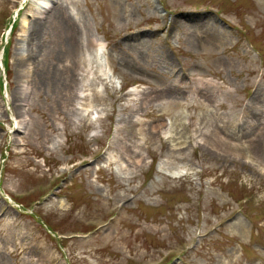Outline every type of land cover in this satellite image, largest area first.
Returning a JSON list of instances; mask_svg holds the SVG:
<instances>
[{
    "label": "rangeland",
    "instance_id": "374dc122",
    "mask_svg": "<svg viewBox=\"0 0 264 264\" xmlns=\"http://www.w3.org/2000/svg\"><path fill=\"white\" fill-rule=\"evenodd\" d=\"M46 1L0 0V264H264V0Z\"/></svg>",
    "mask_w": 264,
    "mask_h": 264
},
{
    "label": "bare ground",
    "instance_id": "6f19581e",
    "mask_svg": "<svg viewBox=\"0 0 264 264\" xmlns=\"http://www.w3.org/2000/svg\"><path fill=\"white\" fill-rule=\"evenodd\" d=\"M41 5H48L49 3L46 1V0H41ZM44 6H40V7H44ZM52 14H54L55 16H57L58 18L62 19L63 23L69 28L71 29V32H69V48H72V46L75 48V46L77 45V41H78V24L77 22L70 16V15H67L65 10L57 5L55 6L54 8H52ZM44 22H41L39 20H35L34 21V26L36 28V30H39L41 29L43 26H44ZM68 29V30H69ZM29 56H27L26 58H28ZM26 69V73H25V76H27L28 74V69L27 67H25ZM131 91H133V89H130ZM125 148L127 149V146L125 145ZM129 157H132L133 158V161L135 163H138L140 161V157L138 154L136 153H133V154H129ZM260 166H261V169L264 170V163H262L261 161L259 162Z\"/></svg>",
    "mask_w": 264,
    "mask_h": 264
},
{
    "label": "water",
    "instance_id": "95a60500",
    "mask_svg": "<svg viewBox=\"0 0 264 264\" xmlns=\"http://www.w3.org/2000/svg\"><path fill=\"white\" fill-rule=\"evenodd\" d=\"M1 55H2V52H1ZM1 58H2V56H1Z\"/></svg>",
    "mask_w": 264,
    "mask_h": 264
}]
</instances>
